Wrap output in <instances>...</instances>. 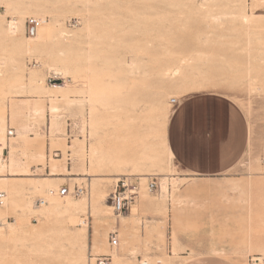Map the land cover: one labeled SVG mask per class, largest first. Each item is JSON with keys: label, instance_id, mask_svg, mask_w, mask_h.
<instances>
[{"label": "rangeland", "instance_id": "1", "mask_svg": "<svg viewBox=\"0 0 264 264\" xmlns=\"http://www.w3.org/2000/svg\"><path fill=\"white\" fill-rule=\"evenodd\" d=\"M29 17L46 18L37 37ZM206 95L233 101L246 117L236 173L264 175V0H0V137L13 146L2 155L0 264H96L101 255L112 264H264V207L258 246L249 245L252 231L232 245L221 233L190 239L180 177L217 171V146L198 156L197 146H177L173 112ZM119 178L136 184L137 195L116 217L108 205ZM64 186L87 193L66 197ZM51 199L85 208L42 224L33 210L46 211ZM134 210L125 224L114 222ZM74 217L89 224L85 240L82 225L69 224Z\"/></svg>", "mask_w": 264, "mask_h": 264}, {"label": "crops", "instance_id": "2", "mask_svg": "<svg viewBox=\"0 0 264 264\" xmlns=\"http://www.w3.org/2000/svg\"><path fill=\"white\" fill-rule=\"evenodd\" d=\"M173 113L177 117V146H197V156L217 146V171L186 172L184 175H194L180 177L187 179L180 196L191 203L190 239H208L221 233L232 245V241H245L244 232L252 231L249 245L258 246L260 239L255 232L261 230L263 222L264 175H244L235 170L247 146L245 115L233 101L214 95L193 96ZM125 217L131 218V213Z\"/></svg>", "mask_w": 264, "mask_h": 264}, {"label": "bare ground", "instance_id": "3", "mask_svg": "<svg viewBox=\"0 0 264 264\" xmlns=\"http://www.w3.org/2000/svg\"><path fill=\"white\" fill-rule=\"evenodd\" d=\"M250 16V15H249ZM248 15H246V14H244V15H242V18H243V20L244 21H247L248 20V17H249ZM14 24H17V22H18V20L17 19H13V21H12ZM248 22V21H247ZM13 24V26H12V32L14 33V34H17L18 33V31L20 30V27H18V26H16V25H14ZM41 27H39L37 30H36V36L35 37H37L40 33H41ZM35 37H33V38H35ZM177 70V69H176ZM173 71H175V70H172V72ZM54 86H56V87H59V88H63L64 86H65V82H63V83H56V84H54ZM173 99H175V100H177V98H172V100ZM166 126H167V124H166ZM166 126L164 127V141H165V144H166V148H167V150H168V153H169V156L173 159L174 157H173V154H172V151H171V149H170V147H169V145H168V140H167V133H166ZM6 129V128H5ZM2 130H4V125L2 126ZM1 139H4L3 137H0V178L3 176V172H4V168H5V164L3 163L4 161V158H3V149L5 148V147H8V148H12L13 146L11 145V144H9V142H8V140L7 141H3V140H1ZM97 148L96 147H93L92 148V155H95V154H97ZM8 160V159H7ZM15 164V159H14V157L11 155V157H10V162L7 164L8 166L10 165V166H12V165H14ZM54 165V164H53ZM52 165V166H53ZM120 179V178H119ZM118 179V180H119ZM141 179L143 180V181H146L147 179H148V176H146V175H143V176H141ZM167 179V176H165L164 177V180H166ZM167 181V180H166ZM165 182V181H164ZM163 182V183H164ZM162 185V184H161ZM167 190H168V188H167V183L165 184L164 183V185H163V187H162V193H167ZM5 192V191H4ZM171 195V194H170ZM68 195H66V197H67ZM70 196V195H69ZM164 196H165V194H164ZM166 198V197H165ZM7 197H6V201H7ZM161 199H163V198H161ZM94 203V201H93V199H91V197H90V200H89V204H93ZM110 208L112 207L111 205H108ZM85 208V205H83V204H81V203H77V202H73V201H70V200H67V201H65V202H62V201H60V200H58V199H51L50 201H49V205H48V207H47V210L46 211H36L35 209V211L33 210V212H34V215H35V217H36V219L39 221V222H42V224H45L48 220H49V216L52 214V213H55V212H61V211H64V212H70V213H73V214H77V211H79V210H82V209H84ZM164 208H165V210L167 209V207L165 206V204H164ZM117 214V213H116ZM121 214H117L116 215V217H118V216H120ZM133 215H135V210L134 211H132L131 212V216H133ZM7 217V213H3V212H1L0 211V218H6ZM127 219H128V217H125V216H123L122 217V219L121 220H118V218H114L113 220H114V222H116V223H120V221L122 222V225L127 221ZM28 223H29V221H27ZM72 224V225H77V224H80V225H82V227L80 228V230H79V232H78V234L80 235V237L83 239V240H85L86 239V237H87V229H88V227H89V224H88V222L86 221V220H84V219H79V218H77V217H74L73 219H71L70 221H69V224ZM0 224H2L3 225V223L2 222H0ZM70 226V225H69ZM16 228H18L19 227V229H21V231H23L24 233H28L29 231L26 229V227H25V223L24 222H20V224H19V226L18 225H16L15 226ZM98 224H95V226H94V233H93V240H94V242H95V244H94V247H96L97 246V239H98V234H99V232H98ZM12 228H14V227H12ZM1 230H2V227H0V232H1ZM77 240V239H76ZM97 250H102V248L100 249V248H96ZM79 259V258H78ZM259 259V258H258ZM150 262L149 261H147V260H144L143 262H142V264H149ZM73 264H79L78 263V260L76 259V258H74L73 259Z\"/></svg>", "mask_w": 264, "mask_h": 264}, {"label": "built area", "instance_id": "4", "mask_svg": "<svg viewBox=\"0 0 264 264\" xmlns=\"http://www.w3.org/2000/svg\"><path fill=\"white\" fill-rule=\"evenodd\" d=\"M46 22V18L42 17H29L26 20V26L30 33H36V30ZM173 104L176 103V100L171 101ZM15 131L13 129L8 130V135L14 136ZM5 149V148H4ZM4 151V150H3ZM148 187L150 190H157L159 185L155 179H152ZM87 193V188L84 186H78L77 188H71L69 186H64L59 190V194L81 196ZM137 195V185L132 183L128 178L120 179L115 186L114 191L111 194L112 207L117 214H121L124 210L130 207L131 204L135 201ZM6 201V192L0 191V206H3ZM43 200L41 204H44ZM110 244L113 247L119 245V240L116 235H113L110 239ZM96 264H112V258L109 255H101L95 257ZM256 261L259 262L257 259Z\"/></svg>", "mask_w": 264, "mask_h": 264}, {"label": "water", "instance_id": "5", "mask_svg": "<svg viewBox=\"0 0 264 264\" xmlns=\"http://www.w3.org/2000/svg\"><path fill=\"white\" fill-rule=\"evenodd\" d=\"M56 83H61V80H56Z\"/></svg>", "mask_w": 264, "mask_h": 264}]
</instances>
